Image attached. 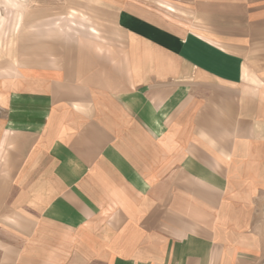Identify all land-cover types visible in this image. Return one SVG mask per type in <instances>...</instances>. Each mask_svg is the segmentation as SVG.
Here are the masks:
<instances>
[{
	"label": "crops",
	"instance_id": "0c3cea01",
	"mask_svg": "<svg viewBox=\"0 0 264 264\" xmlns=\"http://www.w3.org/2000/svg\"><path fill=\"white\" fill-rule=\"evenodd\" d=\"M74 1L90 36L36 25L2 90L0 264H264V0Z\"/></svg>",
	"mask_w": 264,
	"mask_h": 264
},
{
	"label": "rangeland",
	"instance_id": "374dc122",
	"mask_svg": "<svg viewBox=\"0 0 264 264\" xmlns=\"http://www.w3.org/2000/svg\"><path fill=\"white\" fill-rule=\"evenodd\" d=\"M59 1L52 16L41 17L38 15L39 0H0V99L2 90H7V86L17 93V83L23 81L15 63L18 57L25 56L34 37L39 39V32H34L36 25H46L42 36L52 41L49 43L51 46H59L65 40H73L79 35L83 38L87 36V28L92 25V21L82 16L83 6L78 3L75 8L74 0ZM86 39L93 43L99 40L96 35ZM236 167L247 173L245 176H240L241 173L236 176L235 187L239 189V198L251 203V209L245 213L243 211V216L247 217L244 233L264 252V161L244 162ZM250 189L251 192H248Z\"/></svg>",
	"mask_w": 264,
	"mask_h": 264
}]
</instances>
